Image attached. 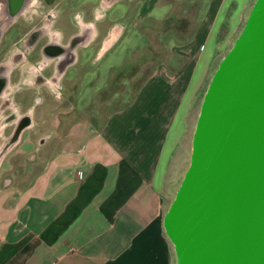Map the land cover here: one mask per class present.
Returning <instances> with one entry per match:
<instances>
[{"label": "crops", "instance_id": "0c3cea01", "mask_svg": "<svg viewBox=\"0 0 264 264\" xmlns=\"http://www.w3.org/2000/svg\"><path fill=\"white\" fill-rule=\"evenodd\" d=\"M98 1L74 11L78 28L62 45L48 37L28 61L23 55L35 41L22 42L20 56L13 57L19 63L13 84L35 97L14 105L46 101L39 93L52 95L74 65L96 66L91 73L97 78L107 75L140 36L136 23L168 22L173 10L164 0H114L105 7ZM217 2L208 3L188 42L170 45V54L185 61L172 73L158 63L132 101L101 128L70 106L54 115L49 131L22 140L25 115H0V264H173L163 227L164 189L174 171L182 172L186 122L214 58L212 43L222 25L241 24L251 0H219L214 15ZM48 47L61 49L50 53ZM6 103L0 100V113L13 106Z\"/></svg>", "mask_w": 264, "mask_h": 264}, {"label": "water", "instance_id": "95a60500", "mask_svg": "<svg viewBox=\"0 0 264 264\" xmlns=\"http://www.w3.org/2000/svg\"><path fill=\"white\" fill-rule=\"evenodd\" d=\"M163 227L176 264H264V0L210 77Z\"/></svg>", "mask_w": 264, "mask_h": 264}, {"label": "rangeland", "instance_id": "374dc122", "mask_svg": "<svg viewBox=\"0 0 264 264\" xmlns=\"http://www.w3.org/2000/svg\"><path fill=\"white\" fill-rule=\"evenodd\" d=\"M82 1L83 0H25V10L21 11L4 24L0 32V74L4 75V78L0 79V100L5 99V102H7L6 104H15L19 103V100H23L22 102L27 104L30 100L34 99L35 95L30 89H20L19 86L17 87L13 84L15 81V69L19 63H14L12 58L20 56L18 53H21L22 47H24L22 42L27 38V41L30 43L35 41L34 45L27 47L28 54L23 55L28 61L39 56L41 47L49 42L48 37L52 39V37L57 36V39H59L57 43L62 45V43L66 41L67 33L73 32L78 28L76 23L77 18L73 15L74 11H78L84 6L93 8L96 3L98 4L97 6H99L101 2L90 0L82 7ZM112 1L114 0H105L102 4H104L103 6L105 7L106 3H110L111 5ZM164 1L173 6L171 15L178 19H182V22L188 21V26L185 30L186 34L184 33L188 35L195 29L194 26L198 16H200L197 22L199 26L206 6L211 0ZM254 2L255 0H251L239 26L228 27V25H222L218 30V36L216 37L217 41L212 43L214 58H212L208 66V72L202 82L186 122L188 128V135L184 144L186 151L185 156L182 157V165L178 166V170L182 167V172L179 176L176 170L168 178V183L164 189V210L167 209L174 197L175 189L189 164L191 138L194 132L196 117L210 77L219 60L241 33L247 15ZM220 5L221 3L218 0L215 5V7H217L216 10L212 11L214 15L218 13ZM198 9H200V11H198ZM229 12L232 14L233 11L230 10ZM224 20H226L225 23H228V17H225ZM166 23L167 22H162L160 24L136 23V25H138V28H136L139 30L140 36L130 43L131 50L126 56V60H122L120 65V68H123V66L127 64V68L123 69L121 72L116 71L112 73L111 70L107 75L105 74L97 78L91 73L96 66L92 68L87 65L71 66L60 79V87L58 88L55 86L52 95L48 93L45 94L46 90H42L43 92L39 93L45 96L46 101L39 102L34 108L31 106H19V104H13V106L7 105L3 108L0 115L6 117H13L16 114L25 115L22 118L24 123L21 125L23 127L27 126V128L23 131L24 135L22 136V140L27 138L32 132H34V134L38 133L41 136L46 130L49 131L52 126L54 115L63 109H68L70 106H76L88 119L96 121L99 125L102 124L110 113L123 108L131 101L133 96L137 93V85L142 83L145 76H148V74L150 75L158 63L164 62L167 65L172 63L175 65L179 64L180 59L170 56V45H166L165 40L171 35L170 31L177 33L178 36L183 38L185 35L182 34L181 31L176 32L174 23L169 24V26H171L169 27L170 29L165 31L164 26L167 25ZM106 25L107 23L103 24V29H105ZM53 28H59L60 32H55L56 30ZM58 48L59 47H48L47 51L50 53L52 51H59ZM182 57L183 63L185 58L184 56ZM25 58L23 61H26ZM5 66H7L6 72L5 70L1 71ZM38 97L41 96L39 95ZM7 120L10 122L11 119L7 118ZM12 123L13 122L9 124L6 123L8 124V127L5 129L6 132L12 129L14 125V123ZM23 174H25V172ZM169 242L173 264H176L174 246L170 240Z\"/></svg>", "mask_w": 264, "mask_h": 264}, {"label": "trees", "instance_id": "16d2710c", "mask_svg": "<svg viewBox=\"0 0 264 264\" xmlns=\"http://www.w3.org/2000/svg\"><path fill=\"white\" fill-rule=\"evenodd\" d=\"M198 11H200V9H198ZM199 18H200V16H198L197 17V22H198V20H199ZM197 22H196V24H195V29L194 30H192L188 35H185L186 33V27L188 26V21H185V22H182V19H178V18H176V17H174L173 15H171L170 16V20L166 23L167 25H165L164 26V30L166 31V30H168V29H170L169 27H171V26H169V24H171V23H174V27H175V29H176V32L177 31H181V33L182 34H184L185 35V37L183 38V37H180V36H178L177 35V33H173L172 31H170L171 32V35L169 36V37H167V39L165 40L166 41V45H172V44H174V43H176V44H182V43H186V42H188L192 37H193V35H194V33H195V31H196V29H197V27H198V24H197ZM170 56L171 57H175V58H177V59H180L179 60V64L178 65H175V64H168V71L170 72V73H172V72H174L175 71V69L178 67V66H180L181 64H182V61H183V57H181V56H174V55H172V54H170ZM121 66H115L114 68H112V73L113 72H116V71H118V72H121L123 69H125V68H127V64L126 65H124L123 66V68H120ZM148 76H149V74H148ZM148 76H145L144 78H143V80H142V83L148 78ZM142 83L141 84H138L137 85V88H136V91H138L139 90V88L141 87V85H142ZM135 97V95L133 96V98ZM132 98V99H133ZM132 99H131V101H132ZM130 101V102H131ZM129 102V103H130ZM108 117V116H107ZM106 117V118H107ZM105 121V120H104ZM104 123V122H103ZM103 123L102 124H97L96 123V121H93V124L96 126V128H101V126L103 125Z\"/></svg>", "mask_w": 264, "mask_h": 264}, {"label": "bare ground", "instance_id": "6f19581e", "mask_svg": "<svg viewBox=\"0 0 264 264\" xmlns=\"http://www.w3.org/2000/svg\"><path fill=\"white\" fill-rule=\"evenodd\" d=\"M0 32L3 28L4 24L11 20L15 15L25 10V0H23L22 4L15 10H11L9 8L8 0H0Z\"/></svg>", "mask_w": 264, "mask_h": 264}, {"label": "flooded vegetation", "instance_id": "af4514ba", "mask_svg": "<svg viewBox=\"0 0 264 264\" xmlns=\"http://www.w3.org/2000/svg\"><path fill=\"white\" fill-rule=\"evenodd\" d=\"M12 61L14 62L15 59L13 58ZM13 62H10V63H13ZM10 63H8V64H10ZM6 67H7V66H5V68H4L3 70H1V71H4V70H5V72H6V70H7ZM62 68H63V63H60L59 68H58L57 70H58V71H61ZM2 76H4V75H3V74H0V77H2Z\"/></svg>", "mask_w": 264, "mask_h": 264}]
</instances>
